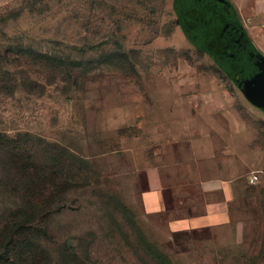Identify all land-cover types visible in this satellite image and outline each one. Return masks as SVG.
Wrapping results in <instances>:
<instances>
[{
    "label": "rangeland",
    "instance_id": "rangeland-1",
    "mask_svg": "<svg viewBox=\"0 0 264 264\" xmlns=\"http://www.w3.org/2000/svg\"><path fill=\"white\" fill-rule=\"evenodd\" d=\"M174 1L0 0V136L12 143L0 149V221L25 193L48 187L35 170L20 173L15 147L36 167L55 146L89 166L88 185L72 188L46 221L39 244L52 264H264V191L215 231L172 234L163 216L144 211L146 169L182 137L183 111L202 94L261 128L264 141V115L187 39ZM117 43L130 53L123 69L61 71L27 56L95 60Z\"/></svg>",
    "mask_w": 264,
    "mask_h": 264
},
{
    "label": "crops",
    "instance_id": "crops-1",
    "mask_svg": "<svg viewBox=\"0 0 264 264\" xmlns=\"http://www.w3.org/2000/svg\"><path fill=\"white\" fill-rule=\"evenodd\" d=\"M227 1L241 30L233 59L239 78L229 80L264 115V0ZM221 106L202 94L198 108L183 111L182 137L160 148L146 169L144 211L163 216L172 234L231 227L238 205L264 191L262 129L238 124Z\"/></svg>",
    "mask_w": 264,
    "mask_h": 264
},
{
    "label": "trees",
    "instance_id": "trees-1",
    "mask_svg": "<svg viewBox=\"0 0 264 264\" xmlns=\"http://www.w3.org/2000/svg\"><path fill=\"white\" fill-rule=\"evenodd\" d=\"M174 8L178 17L177 24L187 39L199 51L208 54L230 80H237L239 67L234 64L233 59L239 41L232 29L216 14L198 10L185 0H175ZM92 47H85L83 51ZM27 51L29 59H35L46 68L82 73H88L100 64L123 69L121 64H128L130 58V53L120 43L115 45L113 51L95 60H78L71 56L57 57ZM3 89L5 88H1V91L5 92ZM0 138V149L6 154L12 143L4 136ZM21 149L20 146L14 148V157L21 160L20 173L28 174L35 170L38 181L48 187L39 193H25L21 206L4 214L0 221V264H52L50 254L39 244L40 238L46 234V221L53 213L61 211L62 202L72 188L88 185L89 166L84 159L74 156L68 149L55 146L54 153L46 151L45 163L36 167L30 160L24 159L27 154L20 152ZM47 189L49 190L46 191Z\"/></svg>",
    "mask_w": 264,
    "mask_h": 264
},
{
    "label": "water",
    "instance_id": "water-1",
    "mask_svg": "<svg viewBox=\"0 0 264 264\" xmlns=\"http://www.w3.org/2000/svg\"><path fill=\"white\" fill-rule=\"evenodd\" d=\"M198 10L214 13L216 16L232 29V33L238 37L241 30L232 5L227 0H185ZM236 37V38H237ZM264 105V101L262 102Z\"/></svg>",
    "mask_w": 264,
    "mask_h": 264
},
{
    "label": "built area",
    "instance_id": "built-area-1",
    "mask_svg": "<svg viewBox=\"0 0 264 264\" xmlns=\"http://www.w3.org/2000/svg\"><path fill=\"white\" fill-rule=\"evenodd\" d=\"M256 181V178H253L250 180L251 183H254Z\"/></svg>",
    "mask_w": 264,
    "mask_h": 264
}]
</instances>
